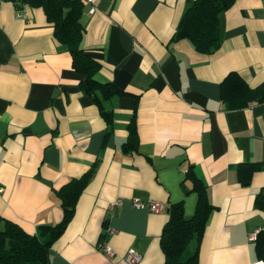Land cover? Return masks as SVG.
I'll list each match as a JSON object with an SVG mask.
<instances>
[{
    "label": "crops",
    "instance_id": "1",
    "mask_svg": "<svg viewBox=\"0 0 264 264\" xmlns=\"http://www.w3.org/2000/svg\"><path fill=\"white\" fill-rule=\"evenodd\" d=\"M79 1V46L100 65L93 79L121 94L94 101L43 10L0 2V226L33 236L57 225L58 191L92 171L51 264H128L129 249L137 264H163L169 207L191 218L198 181L213 209L198 264L264 262V102L222 98L229 74L250 89L264 82V0H235L220 14L212 55L172 39L192 0ZM133 199L165 209H136Z\"/></svg>",
    "mask_w": 264,
    "mask_h": 264
},
{
    "label": "trees",
    "instance_id": "2",
    "mask_svg": "<svg viewBox=\"0 0 264 264\" xmlns=\"http://www.w3.org/2000/svg\"><path fill=\"white\" fill-rule=\"evenodd\" d=\"M24 1L43 10L46 20L53 25L55 40L68 48L72 68L83 76L79 85L81 91L91 96L94 101L97 92L103 97L121 94L114 85H103L93 79L100 65L86 56L79 46L83 10L79 0ZM234 2L235 0L189 1L172 39L188 41L201 54H214L220 47L219 16ZM224 82L228 86L222 96L225 102L230 103L236 99L243 100L241 105L264 102V82L250 89L235 74H229ZM129 136V142L134 145L136 133L133 125L130 127ZM91 176L92 171H89L80 179L71 180L58 191L63 218L57 225L41 226L37 234L32 236L16 224L4 220L0 226V264H51L49 250L71 222L78 198ZM194 187L199 199L196 212L191 218L184 216L181 204H172L169 207L168 220L160 236L163 264H198V244L213 209L205 186L196 181ZM256 206L264 211V199L257 198Z\"/></svg>",
    "mask_w": 264,
    "mask_h": 264
},
{
    "label": "built area",
    "instance_id": "3",
    "mask_svg": "<svg viewBox=\"0 0 264 264\" xmlns=\"http://www.w3.org/2000/svg\"><path fill=\"white\" fill-rule=\"evenodd\" d=\"M2 1L3 0H0V2H2ZM93 12H94V10H91V13H93ZM0 192H2V190H0ZM119 204H120V200H117L115 202V206H118ZM132 204H133V207L136 209L147 208L148 211L155 213V214L162 213L165 209L164 204L162 202H158V201H151V202H147L145 204L138 199H133ZM255 235H256L255 233L250 234L249 240H253L255 238ZM101 250L108 258H112L114 255L111 247L107 244H104L102 246ZM124 259L128 264H137L141 261L142 256L135 249H129L127 251ZM255 264H264V262L258 261Z\"/></svg>",
    "mask_w": 264,
    "mask_h": 264
}]
</instances>
